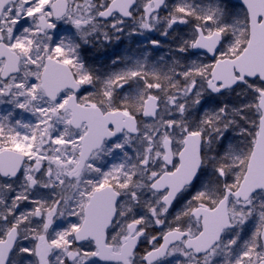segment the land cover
<instances>
[{
    "label": "snow or ice",
    "instance_id": "obj_1",
    "mask_svg": "<svg viewBox=\"0 0 264 264\" xmlns=\"http://www.w3.org/2000/svg\"><path fill=\"white\" fill-rule=\"evenodd\" d=\"M0 264H264V0H0Z\"/></svg>",
    "mask_w": 264,
    "mask_h": 264
}]
</instances>
